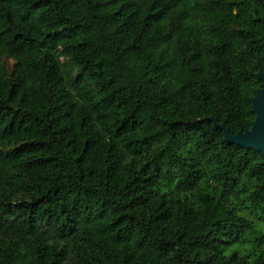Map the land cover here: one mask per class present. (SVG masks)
<instances>
[{"label":"trees","instance_id":"16d2710c","mask_svg":"<svg viewBox=\"0 0 264 264\" xmlns=\"http://www.w3.org/2000/svg\"><path fill=\"white\" fill-rule=\"evenodd\" d=\"M261 71L264 0H0V264H264Z\"/></svg>","mask_w":264,"mask_h":264},{"label":"water","instance_id":"95a60500","mask_svg":"<svg viewBox=\"0 0 264 264\" xmlns=\"http://www.w3.org/2000/svg\"><path fill=\"white\" fill-rule=\"evenodd\" d=\"M259 79L263 81V85L252 98L253 111L256 117L250 129L233 134L225 124H219L213 118H210V120L214 121L216 126L224 131L226 141L238 144L246 149H255L264 155V71L259 73Z\"/></svg>","mask_w":264,"mask_h":264},{"label":"rangeland","instance_id":"374dc122","mask_svg":"<svg viewBox=\"0 0 264 264\" xmlns=\"http://www.w3.org/2000/svg\"><path fill=\"white\" fill-rule=\"evenodd\" d=\"M236 248V247H235ZM231 250H228L227 253H229Z\"/></svg>","mask_w":264,"mask_h":264}]
</instances>
